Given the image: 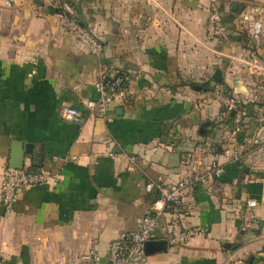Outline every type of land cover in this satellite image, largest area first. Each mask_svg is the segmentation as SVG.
<instances>
[{
	"label": "crops",
	"instance_id": "obj_1",
	"mask_svg": "<svg viewBox=\"0 0 264 264\" xmlns=\"http://www.w3.org/2000/svg\"><path fill=\"white\" fill-rule=\"evenodd\" d=\"M72 1L101 43L100 55L60 28L55 2L0 0V262L67 264L96 242L107 264L110 243L137 229L159 197L147 187L178 182L195 154L200 171L214 162L224 167L211 187L183 195L184 226L207 233L170 247L160 229L153 242L161 248L150 251L147 264H264V128L257 121L264 77L231 60L249 51L264 59L254 17L225 0ZM214 4L225 39L208 37ZM107 67L130 74L133 93L105 117L89 116L85 102L97 99L95 83ZM217 70L223 82L212 79ZM217 83L235 89L244 106L254 104L236 141L232 113L230 120L212 98ZM63 107L81 111L84 123L63 119ZM15 141L32 145L25 167L52 171L60 182L22 189L6 212L1 186ZM231 144L241 150L235 163L221 156ZM131 156L139 159L134 170ZM248 199L258 202L257 233L241 230ZM169 219L164 215L161 226Z\"/></svg>",
	"mask_w": 264,
	"mask_h": 264
},
{
	"label": "built area",
	"instance_id": "obj_2",
	"mask_svg": "<svg viewBox=\"0 0 264 264\" xmlns=\"http://www.w3.org/2000/svg\"><path fill=\"white\" fill-rule=\"evenodd\" d=\"M55 2L58 8V21L60 28L71 35L80 45L95 55L102 53V45L96 38L92 30L82 25L78 21L76 11L66 2L49 0ZM248 19V18H247ZM264 33V22L256 21L252 34L259 38ZM208 37L210 40L227 38V31L223 24L222 13L217 5H211V11L208 19ZM234 63H241L246 66L249 73L264 77V59L257 54L249 51L246 57H232ZM135 79L127 72L116 68H104L98 80L95 83V90L98 94L97 99L87 100L85 107L87 114L105 117L115 103H124L133 93ZM212 98L217 101L221 107L233 115V136L234 141L238 134L242 132L245 118L248 111L245 108L240 94L234 89L229 91L223 83L215 84L212 92ZM258 124L264 128V104L258 109ZM60 115L63 119L73 121L77 124H83L85 115L76 108L63 107ZM254 144H259V138L254 139ZM110 156H115L110 154ZM221 156L227 162H238L241 160V150L233 144L223 149ZM55 161V160H54ZM139 163L137 156H131L129 159V170H134ZM190 172L178 182L163 186L160 184L149 185L148 192L157 189L159 197L145 210L139 227L135 230L122 232L109 245V256L107 264H147V255L145 245L148 242L158 238V231L161 229L164 233L163 240L168 246H184L197 242L207 230L203 228H187L183 220L185 210L183 207L184 192L197 185H206L211 187L212 183L220 179L224 174L222 164L214 162L199 170L200 164L197 156H191L189 162ZM49 181L60 182L58 174L47 169L34 170L29 167L23 169L8 168L5 171L1 186V205L6 212H10L17 199L18 192L22 189L42 185ZM258 202L255 199H248L242 213V232L257 233L262 229V222L256 214ZM164 215H169L170 219L161 226V219ZM0 264H17L9 261H1ZM67 264H102L101 256L96 248V242H93L90 249L80 255L76 260H70ZM253 264V263H244Z\"/></svg>",
	"mask_w": 264,
	"mask_h": 264
},
{
	"label": "water",
	"instance_id": "obj_3",
	"mask_svg": "<svg viewBox=\"0 0 264 264\" xmlns=\"http://www.w3.org/2000/svg\"><path fill=\"white\" fill-rule=\"evenodd\" d=\"M238 8V3L234 2L232 5V9L233 11H236ZM212 79L216 82H223L224 78L222 76V72L220 70H217L215 72V74L213 75ZM198 90H201V87H198ZM232 115H234V113H232ZM208 125V124H207ZM31 144H25L22 142H18L15 141L14 142V148H13V153H12V164H11V168H15V169H23L25 167V159H26V155L27 154H31ZM190 158V157H188ZM2 210L5 211L4 208H2ZM164 243L166 244V246H168L167 242L164 241ZM159 246V247H158ZM152 248V249H151ZM161 248L160 245L156 242H148L145 245V252L146 255H148L149 253H151L150 251H154L156 249Z\"/></svg>",
	"mask_w": 264,
	"mask_h": 264
},
{
	"label": "rangeland",
	"instance_id": "obj_4",
	"mask_svg": "<svg viewBox=\"0 0 264 264\" xmlns=\"http://www.w3.org/2000/svg\"><path fill=\"white\" fill-rule=\"evenodd\" d=\"M215 4L224 2L223 0H213ZM228 2L240 3L243 10L254 17L256 21H264V0H225ZM212 3V2H211ZM219 5V4H218Z\"/></svg>",
	"mask_w": 264,
	"mask_h": 264
},
{
	"label": "trees",
	"instance_id": "obj_5",
	"mask_svg": "<svg viewBox=\"0 0 264 264\" xmlns=\"http://www.w3.org/2000/svg\"><path fill=\"white\" fill-rule=\"evenodd\" d=\"M51 2V1H50ZM51 3H53V2H51ZM66 3H68L75 11H77L76 13H77V15H78V21L82 24V25H84L83 23H82V21H81V19H80V13H79V11L77 10V6L75 5V3L72 1V0H67L66 1ZM238 12V11H237ZM85 26V25H84ZM87 27V26H86ZM87 28H89L90 30H92L90 27H87ZM92 32L94 33V31L92 30ZM95 35V34H94ZM263 35H264V33H263ZM262 35V36H263ZM96 36V35H95ZM251 74V73H250ZM252 75H254V74H252ZM260 106H261V104H259ZM254 106V104L253 103H251V104H247L246 106H245V108L247 109V111H248V113H249V116H250V114L252 113V108L251 107H253ZM225 113L226 114H228V118L231 120L232 119V116H231V113H227L226 111H225ZM242 134V133H241ZM239 135V134H238ZM221 152H223V151H221Z\"/></svg>",
	"mask_w": 264,
	"mask_h": 264
}]
</instances>
